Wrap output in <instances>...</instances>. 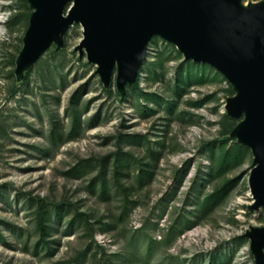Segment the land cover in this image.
Masks as SVG:
<instances>
[{"label": "rangeland", "instance_id": "374dc122", "mask_svg": "<svg viewBox=\"0 0 264 264\" xmlns=\"http://www.w3.org/2000/svg\"><path fill=\"white\" fill-rule=\"evenodd\" d=\"M34 13L0 0V264H257L234 86L153 37L140 95L120 90L77 50L79 24L21 69Z\"/></svg>", "mask_w": 264, "mask_h": 264}, {"label": "water", "instance_id": "95a60500", "mask_svg": "<svg viewBox=\"0 0 264 264\" xmlns=\"http://www.w3.org/2000/svg\"><path fill=\"white\" fill-rule=\"evenodd\" d=\"M71 2L67 8L66 5ZM35 13L20 67L32 66L73 25L82 27L77 50L108 84H133L153 37L176 47L186 61L207 64L234 86L226 111L245 116L237 130L255 155L249 178L254 208L264 207V5L240 0H31ZM257 264H264V228L249 234Z\"/></svg>", "mask_w": 264, "mask_h": 264}, {"label": "trees", "instance_id": "16d2710c", "mask_svg": "<svg viewBox=\"0 0 264 264\" xmlns=\"http://www.w3.org/2000/svg\"><path fill=\"white\" fill-rule=\"evenodd\" d=\"M138 83H139V74H138V76H137V78H136L135 84L133 85V89L135 90V92H136L138 95H140L141 90H140L139 87H138ZM41 225H42V227H41V231H44V229H45V225L42 224V222H41Z\"/></svg>", "mask_w": 264, "mask_h": 264}, {"label": "bare ground", "instance_id": "6f19581e", "mask_svg": "<svg viewBox=\"0 0 264 264\" xmlns=\"http://www.w3.org/2000/svg\"><path fill=\"white\" fill-rule=\"evenodd\" d=\"M83 32V31H82Z\"/></svg>", "mask_w": 264, "mask_h": 264}]
</instances>
